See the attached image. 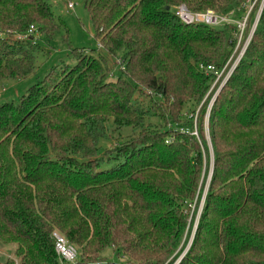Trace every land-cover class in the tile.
Listing matches in <instances>:
<instances>
[{"label": "trees", "instance_id": "obj_1", "mask_svg": "<svg viewBox=\"0 0 264 264\" xmlns=\"http://www.w3.org/2000/svg\"><path fill=\"white\" fill-rule=\"evenodd\" d=\"M248 1L84 0L101 46L71 49V63L0 102V242L16 247L0 264H65L55 231L79 247L73 264H175L187 245L178 264H264V4L210 108L212 173L191 243L186 209L211 170V87L240 37L176 8L242 21ZM33 24L35 37L64 29L49 0H0V86L34 73L38 38L13 37ZM200 104L195 124L185 111Z\"/></svg>", "mask_w": 264, "mask_h": 264}, {"label": "rangeland", "instance_id": "obj_2", "mask_svg": "<svg viewBox=\"0 0 264 264\" xmlns=\"http://www.w3.org/2000/svg\"><path fill=\"white\" fill-rule=\"evenodd\" d=\"M52 10L54 12L55 18L60 22V26L64 29L56 32L51 38L47 37L45 34H39L37 37V44H38V52H37V60H36V68L34 73L27 77L26 79L21 80H6L0 86V102L8 101V100H18L19 97L26 91V89L34 84L37 79L42 78L52 67L58 66L61 62L66 61L70 62L69 60L72 50H83L86 51L100 47L96 39L93 37V27L90 19V15L84 7V0H49ZM249 11L247 12V16L250 12L256 8L255 17L252 21L251 28L247 32L246 36L240 40H238L237 46L232 57L229 60L230 66L227 72L224 74L222 78H216L211 90L214 91L208 103L206 104L205 112H204V130H205V137L208 142L209 146V154H210V163H211V170L210 172L206 173L204 180V185L201 184L203 180H200L198 192L196 194V199L194 204L187 205V213L189 215V224H191L190 230V237H188L189 242L191 243L193 237L195 235V230L197 228L201 213L204 208L206 194L209 189V183L212 173V163H213V148L210 141L209 136V112L210 108L222 86L227 80V78L232 73L234 67L237 65L238 61L240 60L241 56L243 55L248 42L252 36L253 31L255 30L256 23L258 18L261 14V10L263 8L264 0H249ZM69 3H73V7L70 8L68 6ZM245 16V17H247ZM244 17V18H245ZM243 18V19H244ZM36 28V24H33ZM40 33V32H39ZM36 36H38V32H36ZM72 49V50H71ZM110 63L113 65L115 64V59H110ZM118 68L115 67L116 75ZM199 106L197 108V112H190L185 111L188 117L187 120H194L196 124L197 118L198 121L200 119V114L204 111L203 108ZM193 107V106H192ZM191 107V108H192ZM194 108V109H195ZM193 109V108H192ZM189 109V110H192ZM199 110V114H198ZM194 132L199 139L198 131H196V125L194 127ZM200 141V140H199ZM202 179V177H201ZM200 196H198L199 194ZM199 197V199H198ZM198 199V202H197ZM78 250V257L80 256L79 247L75 245ZM188 245L185 251L182 252L181 257L178 259L175 264H178L180 259L183 255L188 251ZM15 245H7L0 242V262H5L7 259L12 260L15 259ZM112 250L108 249L104 252L103 256L112 257ZM111 260L114 257L110 258Z\"/></svg>", "mask_w": 264, "mask_h": 264}, {"label": "built area", "instance_id": "obj_3", "mask_svg": "<svg viewBox=\"0 0 264 264\" xmlns=\"http://www.w3.org/2000/svg\"><path fill=\"white\" fill-rule=\"evenodd\" d=\"M68 6L70 8L73 7V3H69ZM176 14L180 18V20L186 24L192 23H200V24H208L211 26H224L228 24H235L237 25V29L239 32L240 39L242 38L246 26H247V19L248 16L245 17L242 21H235L229 16H223L215 13L212 10H207L204 12H191L185 5H180L176 8ZM36 35V28L34 25L30 26L29 30L26 33H22L19 35L13 36L16 40H24L30 38L31 36L35 37ZM0 36H5V34L0 29ZM37 38V37H35ZM99 46H101L99 44ZM115 63L118 66H122L120 60L116 59ZM214 68L209 66L207 71H213ZM214 73H217L215 71ZM221 73L218 74V78H220ZM192 135H196L194 131H192ZM52 237L54 240L55 250L56 253L61 261V263L65 264H73L78 260V250L76 246L70 243L62 234L55 231L52 233Z\"/></svg>", "mask_w": 264, "mask_h": 264}]
</instances>
